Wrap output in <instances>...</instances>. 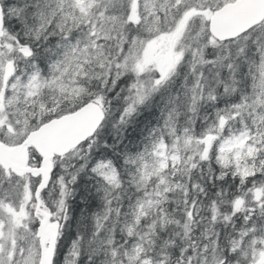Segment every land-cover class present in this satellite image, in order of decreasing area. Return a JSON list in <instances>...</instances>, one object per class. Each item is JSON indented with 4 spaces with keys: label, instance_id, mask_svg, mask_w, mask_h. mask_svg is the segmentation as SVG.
I'll use <instances>...</instances> for the list:
<instances>
[{
    "label": "snow or ice",
    "instance_id": "6c2138e0",
    "mask_svg": "<svg viewBox=\"0 0 264 264\" xmlns=\"http://www.w3.org/2000/svg\"><path fill=\"white\" fill-rule=\"evenodd\" d=\"M0 264H264V0H0Z\"/></svg>",
    "mask_w": 264,
    "mask_h": 264
}]
</instances>
